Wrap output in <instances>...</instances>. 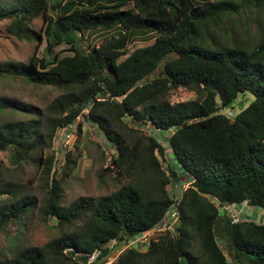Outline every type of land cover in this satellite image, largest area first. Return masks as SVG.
Instances as JSON below:
<instances>
[{"label":"trees","instance_id":"trees-1","mask_svg":"<svg viewBox=\"0 0 264 264\" xmlns=\"http://www.w3.org/2000/svg\"><path fill=\"white\" fill-rule=\"evenodd\" d=\"M258 9L264 0H0V21L10 20L12 35L47 43L43 57L35 52L27 64H0V78L63 89L44 112L33 110L44 122L1 124L0 151L10 150L14 164L36 160L44 167L52 185L42 217L75 226L42 246L0 257V264H106L119 251L112 264H183L185 256L188 264H264V222L232 218L243 205L264 211V35L251 48L229 39L214 43L226 16ZM41 15L45 28L37 32L32 21ZM101 29H116V35L85 47L86 32ZM145 33H154L155 41L130 52L134 37ZM61 44L71 53L52 55ZM179 87L198 98L173 103L169 94ZM247 93L254 99L246 106ZM10 107L19 108L0 99V110ZM78 117L117 149L104 174L125 173L130 180L112 194L63 205L62 178L52 174L56 158L47 151L59 129L78 124ZM125 120L173 131L171 150L189 179L181 196L169 190L179 172L161 167L165 147L154 136L145 150L130 146L119 129ZM76 165L68 156L66 167L74 172ZM37 203L21 185H0V233ZM172 208L179 212L175 232L161 234L145 250L126 247Z\"/></svg>","mask_w":264,"mask_h":264},{"label":"rangeland","instance_id":"rangeland-1","mask_svg":"<svg viewBox=\"0 0 264 264\" xmlns=\"http://www.w3.org/2000/svg\"><path fill=\"white\" fill-rule=\"evenodd\" d=\"M3 3L10 4L13 0H2ZM10 20L6 19L0 21V64H27L30 57L36 52L39 57L47 55L46 40L38 43L37 40L21 39L12 35L8 31ZM32 28L39 32L45 28L44 18L41 16L32 21ZM116 35V29L98 31H87L85 34V47L89 45H99L102 40L110 35ZM264 35V9L253 11H245L237 15H229L224 18L221 23V30L217 28L215 37L216 45L221 44L228 39L233 44L242 43L251 47L256 46L258 41ZM154 33L138 34L129 44L130 52L136 48L147 46L155 41ZM70 47L67 44H61L54 48L53 54L60 55L70 54ZM63 93V89L57 86H40L28 83L19 78L2 77L0 78V99L11 104L18 105L17 110L5 108L0 110V125L8 121H21L26 119H38L42 122L45 116L34 113L33 110H41L44 112L51 102ZM250 101H246L247 106L254 99L251 93H247ZM169 98L173 103L193 100L198 98L197 93L193 89L186 87H179L173 89ZM239 100H243V95H239ZM241 107L243 106L240 101ZM240 108L236 109L238 112ZM39 112V111H38ZM225 113L228 111L224 110ZM40 113V112H39ZM78 124L71 127L70 138H66L67 131L64 132L63 139L54 138L53 148L47 152L54 154L56 161L53 171L58 172V178H62V204L69 205L72 201L80 196L93 197L98 199L102 195L112 194L127 183L130 178L124 173L119 175L116 171L113 173L104 174L103 170L110 165V158L117 149L112 147L109 140L104 136L103 131L99 130L97 126L90 124L80 118ZM126 126L119 128L125 135L130 146L132 143H137L141 149L145 150L149 144L150 136H154L166 149V158L161 160V167L167 170L169 167L179 172V179H172L169 185L170 193L175 196H181L183 191L189 186L188 176L182 171L176 163L174 155L171 150L170 137L173 131H163L153 128L150 124L130 122L125 120ZM81 123V129L79 128ZM41 129H43V126ZM70 128V127H69ZM132 129H137L133 131ZM54 151V152H52ZM72 161H76L77 165L74 172L67 165V157ZM40 157V152H35L34 159ZM70 164V163H68ZM69 171L65 175L64 171ZM135 177H140L139 170H135ZM168 173V172H167ZM52 176H48L45 168L41 167L36 160H30L21 164H14L11 159V151H0V185L5 183H14L21 185L23 191L37 197L38 203L36 207L23 215L20 221L13 222L9 225L6 232L0 233V257L12 258L13 253L26 246L35 245L42 246L51 239L64 234L70 229L68 226H59L57 220L48 218L44 220L40 213V208L46 202L50 187L52 185ZM137 180V179H135ZM242 211L239 216L242 218H252L258 222H264V211L258 207L241 206ZM234 212L237 206L231 208ZM238 217V216H237ZM78 227V226H77ZM76 227V228H77ZM163 232H158L157 240ZM175 232V231H173ZM115 242H111V245ZM199 248L198 240L194 241V251ZM121 252H119L120 254ZM98 252L91 256V259L96 257ZM112 259L115 261L117 256ZM107 264H112L109 261ZM230 264L231 261H230Z\"/></svg>","mask_w":264,"mask_h":264},{"label":"built area","instance_id":"built-area-1","mask_svg":"<svg viewBox=\"0 0 264 264\" xmlns=\"http://www.w3.org/2000/svg\"><path fill=\"white\" fill-rule=\"evenodd\" d=\"M81 117H78L77 120H79ZM67 131V135L65 136L66 138L71 137V127H63L59 130V132L56 135L57 139H63L62 136H64V132ZM173 209V208H172ZM170 210L164 219L158 224L157 227H153L151 229H147L136 236L132 237L128 243L126 244V247H135L140 250H145L149 244L151 243L152 240H157L156 237H158V232H163V229L166 228L164 233H166L168 230L175 231L176 226L178 224L179 220V212L177 209ZM238 216V217H237ZM233 221H238L239 220V213L236 214L234 213L233 216ZM116 242V240H115ZM95 258V257H94ZM93 259L90 258V261ZM112 261V259L110 260Z\"/></svg>","mask_w":264,"mask_h":264},{"label":"water","instance_id":"water-1","mask_svg":"<svg viewBox=\"0 0 264 264\" xmlns=\"http://www.w3.org/2000/svg\"><path fill=\"white\" fill-rule=\"evenodd\" d=\"M234 102H235V100H232L229 104H227L225 106V108L226 109H231L233 107V105H234ZM238 107H241V103H238ZM188 262H189L188 257L185 256V257L182 258V263L183 264H188Z\"/></svg>","mask_w":264,"mask_h":264},{"label":"clouds","instance_id":"clouds-1","mask_svg":"<svg viewBox=\"0 0 264 264\" xmlns=\"http://www.w3.org/2000/svg\"><path fill=\"white\" fill-rule=\"evenodd\" d=\"M74 126H75V125H74ZM71 127H72V126H71ZM59 130H60V129H59ZM58 132H59V131H58ZM239 213H240V211H239ZM111 242H115V241H111ZM111 242H110V244H111ZM112 245H114V244H112ZM112 245H111V246H112ZM119 252H122V251H119ZM119 252H118L117 254H119ZM117 254H116V255H117ZM111 259H112V258H111ZM111 259H110V260H111ZM110 260H109V261H110ZM109 261H108V262H109ZM113 261H114V260L112 259L111 263H112ZM108 262H107V263H108ZM107 263H106V264H107Z\"/></svg>","mask_w":264,"mask_h":264},{"label":"crops","instance_id":"crops-1","mask_svg":"<svg viewBox=\"0 0 264 264\" xmlns=\"http://www.w3.org/2000/svg\"><path fill=\"white\" fill-rule=\"evenodd\" d=\"M240 210L242 211V208H241V207H240ZM241 211H240V212H241Z\"/></svg>","mask_w":264,"mask_h":264}]
</instances>
